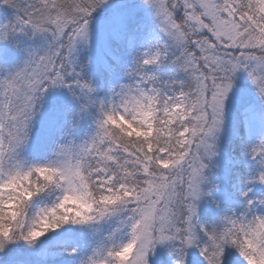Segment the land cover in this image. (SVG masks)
Masks as SVG:
<instances>
[{
    "label": "snow or ice",
    "instance_id": "1",
    "mask_svg": "<svg viewBox=\"0 0 264 264\" xmlns=\"http://www.w3.org/2000/svg\"><path fill=\"white\" fill-rule=\"evenodd\" d=\"M0 264H264V0H0Z\"/></svg>",
    "mask_w": 264,
    "mask_h": 264
}]
</instances>
